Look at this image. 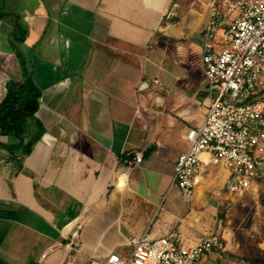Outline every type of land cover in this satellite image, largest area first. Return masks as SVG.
<instances>
[{"label": "crops", "instance_id": "crops-1", "mask_svg": "<svg viewBox=\"0 0 264 264\" xmlns=\"http://www.w3.org/2000/svg\"><path fill=\"white\" fill-rule=\"evenodd\" d=\"M211 1L0 0V101L31 78L44 127L28 153L0 133V264H89L142 235L221 236L229 170L204 166L190 198L172 183L211 100ZM224 2L226 27L237 10Z\"/></svg>", "mask_w": 264, "mask_h": 264}, {"label": "built area", "instance_id": "built-area-1", "mask_svg": "<svg viewBox=\"0 0 264 264\" xmlns=\"http://www.w3.org/2000/svg\"><path fill=\"white\" fill-rule=\"evenodd\" d=\"M217 7L212 0L202 51L211 100L202 123L188 129V146L174 168L172 183L186 198L195 194L197 176L210 164L229 170L231 194H247L264 180V0H225V15L237 10L226 27ZM143 157L136 152L129 166ZM78 235L72 231V238ZM130 244L128 254L111 252L89 264H200L219 239L210 236L186 245L168 235H142Z\"/></svg>", "mask_w": 264, "mask_h": 264}, {"label": "rangeland", "instance_id": "rangeland-1", "mask_svg": "<svg viewBox=\"0 0 264 264\" xmlns=\"http://www.w3.org/2000/svg\"><path fill=\"white\" fill-rule=\"evenodd\" d=\"M221 236L200 264H256L264 262V180L251 192L226 193L215 214Z\"/></svg>", "mask_w": 264, "mask_h": 264}, {"label": "trees", "instance_id": "trees-1", "mask_svg": "<svg viewBox=\"0 0 264 264\" xmlns=\"http://www.w3.org/2000/svg\"><path fill=\"white\" fill-rule=\"evenodd\" d=\"M40 97V91L32 79L27 77L22 81L8 82L7 93L0 101V133L16 136L24 144V153L30 152L44 132L43 124L36 115ZM33 121L34 124H31ZM26 134H29L28 140L25 139Z\"/></svg>", "mask_w": 264, "mask_h": 264}, {"label": "clouds", "instance_id": "clouds-1", "mask_svg": "<svg viewBox=\"0 0 264 264\" xmlns=\"http://www.w3.org/2000/svg\"><path fill=\"white\" fill-rule=\"evenodd\" d=\"M145 3L147 4L148 3V0H145Z\"/></svg>", "mask_w": 264, "mask_h": 264}]
</instances>
